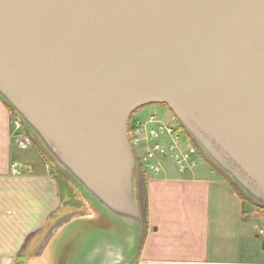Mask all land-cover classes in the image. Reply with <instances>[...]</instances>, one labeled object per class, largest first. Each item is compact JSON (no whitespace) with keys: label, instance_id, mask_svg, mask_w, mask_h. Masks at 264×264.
Wrapping results in <instances>:
<instances>
[{"label":"water","instance_id":"1","mask_svg":"<svg viewBox=\"0 0 264 264\" xmlns=\"http://www.w3.org/2000/svg\"><path fill=\"white\" fill-rule=\"evenodd\" d=\"M0 99L98 202L105 241L129 227L132 253L143 212L128 128L142 108L167 106L264 208V0H0Z\"/></svg>","mask_w":264,"mask_h":264},{"label":"crops","instance_id":"2","mask_svg":"<svg viewBox=\"0 0 264 264\" xmlns=\"http://www.w3.org/2000/svg\"><path fill=\"white\" fill-rule=\"evenodd\" d=\"M10 120L0 99V264H264L263 211L209 163L180 173L165 162L160 175L148 174V229L135 256L122 235L105 241L108 223L91 206L81 240L52 239L63 212L57 182L35 144L15 148ZM13 162L22 175L11 174Z\"/></svg>","mask_w":264,"mask_h":264},{"label":"rangeland","instance_id":"3","mask_svg":"<svg viewBox=\"0 0 264 264\" xmlns=\"http://www.w3.org/2000/svg\"><path fill=\"white\" fill-rule=\"evenodd\" d=\"M156 122L162 123L166 127H172L174 129H179L180 131H182L180 126L177 123H175V121H173L171 119L169 111L166 107H164V106H160V107L159 106H148V107L140 109L139 111H137L132 116V118L130 120V124H129V133H130L129 141L131 142V144L132 145L134 144V140L136 138L141 140L140 143H138L137 146L135 147V150H137L138 154L139 153L144 154L145 150L149 149L152 146L153 142L148 138V136H150V135H148V132H146V131L150 130V127L157 128ZM141 124H142V126H141ZM137 127H143V130L141 131L140 136H137L134 133V131L136 130L135 128H137ZM181 133L186 135V133L184 131H182ZM181 133H180V137L183 138V136H181ZM162 140H163V142L165 141L166 144L168 143L167 148L169 147V142L173 141V139L169 135H167L166 132L162 135ZM186 143H189V141L186 140ZM13 144H14V140H13ZM148 144H149V146H148ZM33 145H34V142L32 143V145L29 148L33 147ZM15 148H17V147L15 146ZM28 149H26V150H28ZM37 149H39V148L38 147L34 148V150H36L35 152H37ZM39 151L43 155L44 159L47 162V167H48L49 173L55 179V175H57V177H58V173H59L58 168H56V166L49 160V158H47L41 152L40 149H39ZM30 152H32V151H24L23 153L26 156H29ZM136 155H137V153H136ZM166 164H172V163L168 162ZM206 166L208 168H211V166H209L208 162L202 156H199L197 169H200L202 167L207 168ZM24 171H25V168L22 169V174ZM144 173H145V171H144ZM148 174H150V172H146L145 176L148 177ZM146 179L148 182V178H146ZM69 184H70V187L72 188L71 192H69L63 200L61 199L62 206H63V212L61 214H59L58 217L52 221V226H54V229L58 230V232L52 237V239H56V241H60V243H62V244L63 243H69V242L75 241V240H81L82 239L81 230H82V228L88 227L90 225V218L89 217H91V216H89V215L93 214V213H88V211L90 212V210H91V209H88V206H91L90 203L93 202L94 200L91 199L87 194L83 193L82 190H78V188L75 186V184L71 183L70 181H69ZM146 185H147V183H146ZM147 188H148V186H147ZM143 192H144V190H143ZM147 192H148V189H147ZM94 202L96 204H98V202H96V201H94ZM249 204H253V203L250 202ZM97 208L98 207H96V206H92V209L95 210L96 213H98L97 211L99 210ZM98 214H100V213H98ZM128 229H129V227L125 226V229H122V231H121V235H123V237L125 239L132 241L133 237L132 238L130 237L132 232L129 233ZM102 231H104V230L102 229ZM114 231H115V233L120 234V231H118V230H114ZM95 234H96V231L90 232L89 239L91 241L93 240ZM45 238H46V236L44 238H42L43 243L47 241V240H44ZM84 238H85V235H84ZM90 250L91 251L93 250L92 246H91Z\"/></svg>","mask_w":264,"mask_h":264},{"label":"built area","instance_id":"4","mask_svg":"<svg viewBox=\"0 0 264 264\" xmlns=\"http://www.w3.org/2000/svg\"><path fill=\"white\" fill-rule=\"evenodd\" d=\"M156 124L157 128L150 127V130L146 131L148 135H150L148 138L153 144L149 149L145 150L144 154H138L137 150H135V147L141 140L136 138L133 145L129 141L135 154L137 153L138 155H136V157L141 169L145 171V173L152 172L155 175H159L164 170L163 163L171 162L180 173L193 171L198 165V157L201 156L197 146L185 136V134H182V131L179 129L166 127L159 122H156ZM10 125L11 137L14 140V145L20 150L28 149L33 141L26 132L21 120L13 113H11ZM135 129L134 133L140 136L143 127H137ZM165 132L173 139L172 142H169L168 148V143L166 144L165 141L163 142L162 140V135ZM180 133L183 138L180 137ZM129 137L130 133H128V138ZM186 140L189 141V143H186ZM22 169L23 166L19 162H13L11 164V174L14 176H20L22 174ZM260 234L264 238V229L261 230Z\"/></svg>","mask_w":264,"mask_h":264},{"label":"trees","instance_id":"5","mask_svg":"<svg viewBox=\"0 0 264 264\" xmlns=\"http://www.w3.org/2000/svg\"><path fill=\"white\" fill-rule=\"evenodd\" d=\"M9 110L12 112V110L9 108ZM202 156V155H201ZM58 177L55 175V179L59 188L60 197L63 200L65 196L71 192L72 188L70 187L68 178L59 170L58 171ZM140 175V191H141V201H142V212H143V234L141 239V244L143 243V240L145 238L146 231L148 229V201H147V177L145 176L144 171L141 169L139 170ZM235 187V186H234ZM236 188V187H235ZM237 189V188H236ZM144 190V192H143ZM238 193L241 197L245 198V196L237 189ZM256 208L260 209L264 213V208L255 205Z\"/></svg>","mask_w":264,"mask_h":264},{"label":"flooded vegetation","instance_id":"6","mask_svg":"<svg viewBox=\"0 0 264 264\" xmlns=\"http://www.w3.org/2000/svg\"><path fill=\"white\" fill-rule=\"evenodd\" d=\"M159 107H160V106H159ZM164 107H166V108L168 109L169 114H170V116H171V119H172L173 121H175V123H177V124L180 126V128L182 129L181 124L179 123V121L177 120V118L174 116V114L169 110V108H168L167 106H164Z\"/></svg>","mask_w":264,"mask_h":264}]
</instances>
